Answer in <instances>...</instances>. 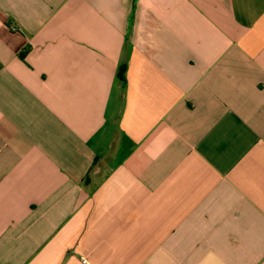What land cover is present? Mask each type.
Returning <instances> with one entry per match:
<instances>
[{
	"label": "crops",
	"instance_id": "obj_1",
	"mask_svg": "<svg viewBox=\"0 0 264 264\" xmlns=\"http://www.w3.org/2000/svg\"><path fill=\"white\" fill-rule=\"evenodd\" d=\"M83 258L264 264V0H0V264Z\"/></svg>",
	"mask_w": 264,
	"mask_h": 264
},
{
	"label": "trees",
	"instance_id": "obj_2",
	"mask_svg": "<svg viewBox=\"0 0 264 264\" xmlns=\"http://www.w3.org/2000/svg\"><path fill=\"white\" fill-rule=\"evenodd\" d=\"M27 50H28V48H25V49L22 51V53H21L22 57L25 56V53L27 52ZM125 68H126V65H125V64H123V65L120 67V70H119V75H121L120 77L123 76V75H122V72L125 71Z\"/></svg>",
	"mask_w": 264,
	"mask_h": 264
},
{
	"label": "built area",
	"instance_id": "obj_3",
	"mask_svg": "<svg viewBox=\"0 0 264 264\" xmlns=\"http://www.w3.org/2000/svg\"><path fill=\"white\" fill-rule=\"evenodd\" d=\"M85 264H93L91 261L87 260L86 258L82 259Z\"/></svg>",
	"mask_w": 264,
	"mask_h": 264
}]
</instances>
